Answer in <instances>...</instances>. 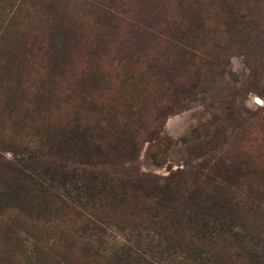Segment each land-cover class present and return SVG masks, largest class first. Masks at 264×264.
I'll return each instance as SVG.
<instances>
[{
	"label": "rangeland",
	"instance_id": "rangeland-1",
	"mask_svg": "<svg viewBox=\"0 0 264 264\" xmlns=\"http://www.w3.org/2000/svg\"><path fill=\"white\" fill-rule=\"evenodd\" d=\"M0 264H264V0H0Z\"/></svg>",
	"mask_w": 264,
	"mask_h": 264
},
{
	"label": "trees",
	"instance_id": "trees-1",
	"mask_svg": "<svg viewBox=\"0 0 264 264\" xmlns=\"http://www.w3.org/2000/svg\"><path fill=\"white\" fill-rule=\"evenodd\" d=\"M164 180H166V182L168 181L167 185H164V192L163 194H180L181 192L183 193H187V190L189 188V182H190V178L188 177H184L182 175H180V173H175L173 175H169L168 177H166ZM192 183V182H191ZM173 191V192H172ZM152 197V195L147 196L146 199H150ZM121 246H124L123 244H121Z\"/></svg>",
	"mask_w": 264,
	"mask_h": 264
}]
</instances>
